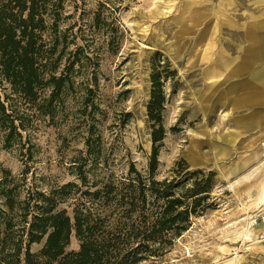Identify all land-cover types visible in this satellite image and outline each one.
<instances>
[{
  "label": "rangeland",
  "instance_id": "obj_1",
  "mask_svg": "<svg viewBox=\"0 0 264 264\" xmlns=\"http://www.w3.org/2000/svg\"><path fill=\"white\" fill-rule=\"evenodd\" d=\"M58 15L53 74L63 81L41 109L51 114L17 98L22 139L0 149V177L8 174L1 189L12 197L10 210L0 194V249L19 243L24 252L19 215L29 192L30 214L50 196L71 218L88 211L115 229V201L90 193L120 187L131 167L147 175L146 107L159 73L164 137L153 178L172 179L179 162L213 175L205 211L137 264H264V0H62ZM78 248L72 230L66 250Z\"/></svg>",
  "mask_w": 264,
  "mask_h": 264
},
{
  "label": "trees",
  "instance_id": "obj_2",
  "mask_svg": "<svg viewBox=\"0 0 264 264\" xmlns=\"http://www.w3.org/2000/svg\"><path fill=\"white\" fill-rule=\"evenodd\" d=\"M61 7L62 0H0V149H9L22 139L25 115L18 109L17 98L29 108L35 106L42 114H51L41 109L51 106L63 81V77L53 74L57 68L54 55L60 38ZM47 19L53 29L49 41L44 39ZM150 78L146 111L152 152L147 175L131 167L120 187L107 184L90 193L92 200L115 201L119 213L115 229H107L103 220L95 219L88 211L76 210L71 218L65 209L56 210L50 196L42 195L37 212L30 214L33 194L29 192L20 205L19 215L23 222L21 234L27 237L26 248L22 253L21 244L12 243L8 251L0 249V264H137L165 250L189 228L192 216L205 211L207 205L203 201L213 173L205 178L201 170L188 172L184 163L179 162L172 170V179L153 178L157 143L164 137L161 119L164 95L159 73ZM48 86L52 87L50 95L41 98V91ZM7 176L6 172L0 177V194L11 210V190L1 189L8 181ZM188 177L191 183L184 187ZM13 226L10 220L4 223L5 231L10 232ZM72 230L79 241L77 251L66 250ZM42 240V248L32 254L29 246Z\"/></svg>",
  "mask_w": 264,
  "mask_h": 264
}]
</instances>
